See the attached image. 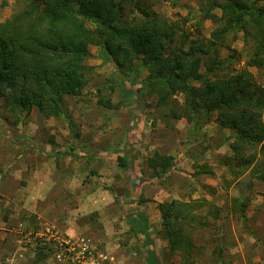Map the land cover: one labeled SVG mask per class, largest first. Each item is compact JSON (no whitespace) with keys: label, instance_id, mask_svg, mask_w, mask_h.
<instances>
[{"label":"rangeland","instance_id":"rangeland-1","mask_svg":"<svg viewBox=\"0 0 264 264\" xmlns=\"http://www.w3.org/2000/svg\"><path fill=\"white\" fill-rule=\"evenodd\" d=\"M123 3L130 19L145 10L148 20L172 27L175 38H209L216 27L200 20L202 0ZM258 5L264 8V1ZM23 6V0H0V22ZM250 50L238 33L219 58L232 53L229 68L236 70ZM89 54L88 83L79 96L63 98L57 118L34 107L11 112L0 98V264H33L38 251L46 257L37 264H264V189L253 171L260 147L244 153L257 162L239 165L229 147L235 132L218 129L217 112L174 119L170 112L183 110L181 94L159 106L156 94L138 91L145 70L132 88L126 81L112 85L111 66L101 62L96 47ZM249 71L264 89V70ZM58 151L64 154L55 156ZM154 151L172 152L177 171L161 184L141 185L150 176L144 165ZM117 155L129 161L126 168L118 167ZM201 165L212 173L195 175ZM171 200L200 201L194 213L207 221L190 232L194 248L186 258L172 253L163 237L156 205ZM143 217L150 222L146 229ZM144 230L152 241L145 248ZM71 240L87 241L103 262L95 253L81 258L79 249L67 253Z\"/></svg>","mask_w":264,"mask_h":264},{"label":"trees","instance_id":"trees-1","mask_svg":"<svg viewBox=\"0 0 264 264\" xmlns=\"http://www.w3.org/2000/svg\"><path fill=\"white\" fill-rule=\"evenodd\" d=\"M263 1L202 0L200 20L216 27L209 38L188 39L175 38V30L156 18L148 20L145 10H141L144 16L130 19L124 0H23L19 12L0 22V98L11 112L28 113L34 107L46 117L61 116L63 98L79 96L88 83L85 62L89 47L94 46L101 62L111 66L112 85L126 81L132 88L145 70L138 91L156 94L159 106L181 94L183 110L171 111L172 118L194 120L199 111L204 115L217 112L218 129L235 132L229 147L239 165L257 162L255 155L244 157V153L259 146V164L253 171L264 189V89L253 83L249 71L264 70V8L258 5ZM238 33L251 54L235 70L229 68L232 53L221 59L219 50L227 40L237 39ZM61 154L64 152L58 151L55 156ZM116 162L120 168L129 165L123 155H117ZM144 167L150 176L139 183L161 184L177 171L175 158L159 151L147 157ZM200 168L195 175L212 173L206 165ZM262 196L264 199V192ZM196 201L156 205L168 248L185 258L193 254L190 232L207 226L204 216L194 213L202 205ZM245 207L240 204L242 215ZM143 237L149 238L146 230ZM148 238L142 247L152 243ZM34 254L33 264L46 257L40 251Z\"/></svg>","mask_w":264,"mask_h":264},{"label":"built area","instance_id":"built-area-1","mask_svg":"<svg viewBox=\"0 0 264 264\" xmlns=\"http://www.w3.org/2000/svg\"><path fill=\"white\" fill-rule=\"evenodd\" d=\"M58 242V241H57ZM82 244L79 245L75 242V241H67L65 242V246H67V248L64 247V244L62 243H59L60 244V247L63 246L67 253H72L75 249H79V255L81 256V258H85V257H88L90 258L91 256H93L95 253L96 257L99 258V260H101L103 262V254H101L100 252H94V249L91 247L90 244H88L87 241H81ZM77 255V257L79 256ZM105 258V257H104Z\"/></svg>","mask_w":264,"mask_h":264},{"label":"crops","instance_id":"crops-1","mask_svg":"<svg viewBox=\"0 0 264 264\" xmlns=\"http://www.w3.org/2000/svg\"><path fill=\"white\" fill-rule=\"evenodd\" d=\"M159 152H161V151H159ZM161 153H163V152H161ZM168 154V153H167ZM171 155L174 157V155H173V153L171 152ZM175 158V157H174ZM176 167L178 168V164H176ZM142 214H144V213H142ZM156 216H159L158 214H156ZM143 219V221H144V223L142 222V227H143V229H146L147 228V224H146V222H149L148 220H145V218L143 217L142 218ZM150 223V222H149ZM148 238V237H147ZM147 238H146V241H147ZM145 240V239H144Z\"/></svg>","mask_w":264,"mask_h":264}]
</instances>
